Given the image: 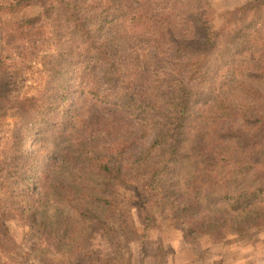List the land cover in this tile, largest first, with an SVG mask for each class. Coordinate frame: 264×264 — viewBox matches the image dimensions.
I'll use <instances>...</instances> for the list:
<instances>
[{"label": "trees", "instance_id": "1", "mask_svg": "<svg viewBox=\"0 0 264 264\" xmlns=\"http://www.w3.org/2000/svg\"><path fill=\"white\" fill-rule=\"evenodd\" d=\"M32 6L34 17L1 14ZM211 14L209 0H0V128L17 115L0 156L1 255L11 246L10 206L54 245L47 249L91 254L78 238L83 228L50 225L32 189L36 181L48 191L60 165L54 154L39 169L44 152L31 148L59 118L67 119L66 161L97 146L79 166L96 194L73 202L74 222L89 218L87 228L118 240L138 236L134 210L144 229H180L187 241L264 227V0L236 6L218 28ZM46 26V88L16 96L12 55ZM91 203L103 218L88 217ZM91 261L121 264L115 255Z\"/></svg>", "mask_w": 264, "mask_h": 264}, {"label": "rangeland", "instance_id": "2", "mask_svg": "<svg viewBox=\"0 0 264 264\" xmlns=\"http://www.w3.org/2000/svg\"><path fill=\"white\" fill-rule=\"evenodd\" d=\"M209 1L212 6L211 22L218 28L223 25L229 11L249 0ZM39 12L38 6H32L17 14H1L8 21H15L25 17H34ZM49 36L47 26L43 27V34L33 35L32 42L25 44L27 46L23 47L22 53L20 51L13 53L12 68L16 70L17 78L13 87L14 95L19 97L39 95L45 90L49 72L45 67L43 57L53 51L51 42L48 40ZM89 103L87 102L85 106L89 107ZM16 119L17 115L12 111L2 121L0 156H3L10 146ZM66 121V118L57 119L56 129L42 135L35 147L31 146L35 152L38 149L44 152L42 158L34 160L39 169L48 167V164H51V156L54 154L58 156L57 164H60L58 168L52 169L46 181L48 191H37L36 181L32 182V189L37 192L36 200L43 198V212L50 225L62 224L68 219L70 220L68 230L75 224L78 225V229L83 228L78 238H81L83 246L87 247L97 260L115 255L121 264H264V227L251 228L243 234L229 233L219 240H213L206 235L187 241L184 238V232L180 229H167L166 227L163 230L144 229L134 210L138 236L129 240L120 237L118 240L113 235L106 234L102 229H95V226L87 228L89 218L83 217L80 221L75 220L74 222L76 214L71 209L73 202L77 198L84 200L92 192L95 193L94 179H86L79 166L90 164L89 158L93 155L92 150L97 146L95 144L90 146L89 151L87 149L78 151L74 154V158H71L72 161H66L64 158L69 157H64V149L69 137L60 131ZM128 131V138H132L131 127H128ZM97 138L98 136L95 139ZM96 141L102 143L103 140ZM2 192L1 190V195ZM7 208L4 211L3 224L11 240V246L7 256L0 254V264H93L92 255L87 251L82 252L84 255H81L70 249L63 253L47 249L48 247L53 248L54 245L47 244L42 236L43 233L26 224L21 218L22 221L17 208L12 206ZM86 211L88 217L92 219L103 218L105 215L102 207L96 203L89 204ZM107 224L111 227L115 226L111 221H107ZM115 229L117 230L116 226ZM68 247L72 248L70 245Z\"/></svg>", "mask_w": 264, "mask_h": 264}]
</instances>
